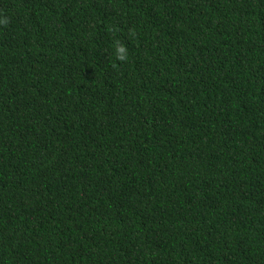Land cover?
<instances>
[{"label": "trees", "instance_id": "trees-1", "mask_svg": "<svg viewBox=\"0 0 264 264\" xmlns=\"http://www.w3.org/2000/svg\"><path fill=\"white\" fill-rule=\"evenodd\" d=\"M0 264H264V0H0Z\"/></svg>", "mask_w": 264, "mask_h": 264}, {"label": "clouds", "instance_id": "clouds-1", "mask_svg": "<svg viewBox=\"0 0 264 264\" xmlns=\"http://www.w3.org/2000/svg\"><path fill=\"white\" fill-rule=\"evenodd\" d=\"M117 53H118V59H119V60L123 61V60L126 59V57H127V53H126L125 48H123V47H118V48H117Z\"/></svg>", "mask_w": 264, "mask_h": 264}]
</instances>
